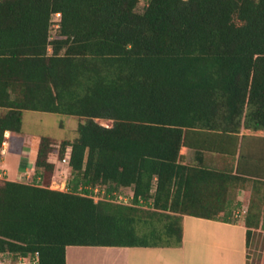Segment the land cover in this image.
<instances>
[{
    "label": "trees",
    "instance_id": "16d2710c",
    "mask_svg": "<svg viewBox=\"0 0 264 264\" xmlns=\"http://www.w3.org/2000/svg\"><path fill=\"white\" fill-rule=\"evenodd\" d=\"M139 1L0 0V146L23 110L80 119L58 151L40 137L37 181H0L11 264L35 252L66 264L70 245L178 246L183 214L226 221L231 191L254 177L264 186V136L245 133L264 131V0ZM67 148V189L50 188L49 154ZM187 149L236 160L235 171L185 164ZM123 187L130 204L112 200ZM255 206L251 195L247 240Z\"/></svg>",
    "mask_w": 264,
    "mask_h": 264
},
{
    "label": "crops",
    "instance_id": "0c3cea01",
    "mask_svg": "<svg viewBox=\"0 0 264 264\" xmlns=\"http://www.w3.org/2000/svg\"><path fill=\"white\" fill-rule=\"evenodd\" d=\"M24 111L26 110L22 112V120ZM245 133L264 136V131L261 130L246 131ZM4 136L8 140V147L0 156V168H2L0 169V178L4 176V180L28 182L24 179L31 177L32 182L37 181L39 177L34 178V162L41 136L36 140L32 139L22 131V126L21 132L12 133L6 130ZM248 144L257 145L259 143L248 141ZM253 150L254 157L264 155L261 151L262 145ZM13 156L17 157L18 166L16 172H14L17 177L8 178L5 177V173H7L5 169L6 162L13 159ZM48 161L54 163L55 170L60 167L54 153L49 154ZM184 163L225 172L231 171L232 173H234L236 167V160L227 156L217 153L202 154L192 149H187ZM61 166H64L65 172H68L69 167L67 165ZM251 179H254V181L260 180L256 177ZM254 181L249 178L245 186H239L230 192V201L227 208L229 212L226 221L183 214L181 243L178 246L70 245L66 247V264H81L82 261L87 260L93 262V264H254L256 249L253 236L255 231L264 230L262 228L264 227V186L257 187L258 184ZM153 190L154 188H152ZM119 192L129 197L133 194L132 187H123L119 189ZM251 195L255 199V210L260 211V216L258 218L259 227L251 230L247 240L245 215ZM140 203L143 204L142 200ZM147 205L143 204L142 206L147 208ZM239 209H241V214L233 216L231 211H239ZM81 253L92 257L89 259L82 258L78 261L72 259L73 255L79 256Z\"/></svg>",
    "mask_w": 264,
    "mask_h": 264
},
{
    "label": "rangeland",
    "instance_id": "374dc122",
    "mask_svg": "<svg viewBox=\"0 0 264 264\" xmlns=\"http://www.w3.org/2000/svg\"><path fill=\"white\" fill-rule=\"evenodd\" d=\"M144 4V0H140L137 6V11H141ZM59 14L53 15V25L51 27V36L54 37L56 35V29L58 22ZM79 118L76 116L61 114V113H50V112H38V111H31L26 110L23 113V124H22V131L25 134H28L32 139L36 140L39 136H49L52 138V142L54 143L53 148L58 151L59 143L63 139L71 140L76 136V127L79 122ZM103 125L109 126L111 125L110 120H102L98 119ZM5 138V136H4ZM34 153V152H33ZM14 158L7 161L6 164V171L5 177L8 178H16L17 175L14 173L17 170V157L13 156ZM54 157L56 161L58 160V153L54 152ZM58 163V161H57ZM69 167V166H68ZM2 169V168H0ZM70 167L68 172H65L64 166H61L53 171L52 176L48 180V186L54 189L66 190L67 183L71 178L69 174ZM4 176L0 178V181H3ZM28 182H32V178L24 179ZM95 199L103 198L104 197V188H98L97 193L93 195ZM236 210V209H235ZM231 211L232 215L241 214V209L239 211ZM236 217V216H235ZM253 241H255V249L254 252L256 256V261L253 262L254 264H264V230L255 231L253 236ZM86 253V252H85ZM92 256H88V254L81 255H73L72 259L74 261H78L82 258L89 259ZM90 262V263H88ZM78 263V262H76ZM81 264H93L91 261H82Z\"/></svg>",
    "mask_w": 264,
    "mask_h": 264
},
{
    "label": "built area",
    "instance_id": "2783aa9c",
    "mask_svg": "<svg viewBox=\"0 0 264 264\" xmlns=\"http://www.w3.org/2000/svg\"><path fill=\"white\" fill-rule=\"evenodd\" d=\"M8 147V140L6 137L1 142L0 146V153H3L4 150ZM69 151L70 148H67L66 154L62 158H58V163L61 165H67L69 166ZM97 191V189H95ZM114 197L112 198L113 201L117 203L122 204H130L132 196H128L121 192H114ZM12 262L5 256L0 254V264H11ZM16 264H38V252H35L34 254H30L26 257H19L16 261Z\"/></svg>",
    "mask_w": 264,
    "mask_h": 264
}]
</instances>
